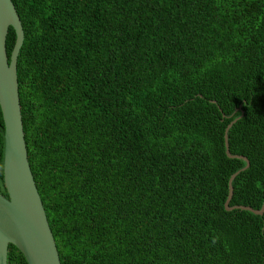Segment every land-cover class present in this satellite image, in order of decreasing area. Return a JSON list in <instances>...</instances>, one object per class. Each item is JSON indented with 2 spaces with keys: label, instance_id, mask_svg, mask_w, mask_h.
I'll return each mask as SVG.
<instances>
[{
  "label": "trees",
  "instance_id": "16d2710c",
  "mask_svg": "<svg viewBox=\"0 0 264 264\" xmlns=\"http://www.w3.org/2000/svg\"><path fill=\"white\" fill-rule=\"evenodd\" d=\"M27 162L61 264H264V0H11ZM210 100H214L211 102ZM4 123L0 110V193ZM7 264H27L11 243Z\"/></svg>",
  "mask_w": 264,
  "mask_h": 264
},
{
  "label": "water",
  "instance_id": "95a60500",
  "mask_svg": "<svg viewBox=\"0 0 264 264\" xmlns=\"http://www.w3.org/2000/svg\"><path fill=\"white\" fill-rule=\"evenodd\" d=\"M23 40V29L12 1L0 0V110L4 123L2 183L6 189V195L0 193V264H7L8 243L18 249L27 264H61L27 162L16 76L17 57ZM235 109L243 114L240 104ZM239 116L231 119L224 130V153L226 157L243 159L245 164L229 175L224 206L226 210L242 208L261 215L264 201L259 209L242 204L230 205L233 194L231 181L249 164L243 154L231 153L228 149V129Z\"/></svg>",
  "mask_w": 264,
  "mask_h": 264
}]
</instances>
